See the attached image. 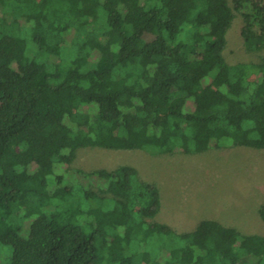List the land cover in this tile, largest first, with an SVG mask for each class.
I'll return each instance as SVG.
<instances>
[{"label": "trees", "instance_id": "16d2710c", "mask_svg": "<svg viewBox=\"0 0 264 264\" xmlns=\"http://www.w3.org/2000/svg\"><path fill=\"white\" fill-rule=\"evenodd\" d=\"M235 21L263 53L264 0H0V264H264V235L156 221L136 168L73 165L264 150V55L225 60Z\"/></svg>", "mask_w": 264, "mask_h": 264}, {"label": "rangeland", "instance_id": "374dc122", "mask_svg": "<svg viewBox=\"0 0 264 264\" xmlns=\"http://www.w3.org/2000/svg\"><path fill=\"white\" fill-rule=\"evenodd\" d=\"M235 21L227 33L228 63L257 62L264 55L244 52ZM84 171L132 166L159 189L156 221L178 232L211 219L241 233L264 235L257 209L264 201V150L237 147L197 155L178 152L149 156L140 151L79 150L73 164ZM0 257V263H1Z\"/></svg>", "mask_w": 264, "mask_h": 264}]
</instances>
